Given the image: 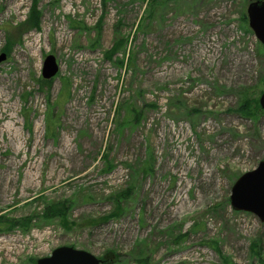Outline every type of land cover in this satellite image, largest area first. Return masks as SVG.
Returning <instances> with one entry per match:
<instances>
[{"label": "rangeland", "instance_id": "rangeland-1", "mask_svg": "<svg viewBox=\"0 0 264 264\" xmlns=\"http://www.w3.org/2000/svg\"><path fill=\"white\" fill-rule=\"evenodd\" d=\"M251 1L0 0V215L31 219L0 230V264L59 246L101 264H264V222L230 205L264 160ZM33 4L39 28L18 37Z\"/></svg>", "mask_w": 264, "mask_h": 264}, {"label": "water", "instance_id": "water-1", "mask_svg": "<svg viewBox=\"0 0 264 264\" xmlns=\"http://www.w3.org/2000/svg\"><path fill=\"white\" fill-rule=\"evenodd\" d=\"M246 12L249 27L258 41L264 43V0L251 1ZM5 57V53H1L0 62ZM58 69L54 55H46L43 60L42 78L52 79ZM258 102L264 110V90ZM230 205L235 210L253 213L264 222V160H260L254 169L244 172L235 180L231 187ZM36 264H101V259L82 249L59 246L48 256L38 258Z\"/></svg>", "mask_w": 264, "mask_h": 264}, {"label": "trees", "instance_id": "trees-1", "mask_svg": "<svg viewBox=\"0 0 264 264\" xmlns=\"http://www.w3.org/2000/svg\"><path fill=\"white\" fill-rule=\"evenodd\" d=\"M39 20H40L39 12L36 9V4H33V6L30 8L27 18L19 24L20 33L18 37H20L22 33L25 31L38 29ZM15 39L16 37H12V35H7V41L4 49L5 52L9 50L10 46L14 43ZM116 46L117 45H115L108 51V56H111L116 51L117 48ZM39 82L44 86L49 85L50 83V81L44 79H40ZM257 108L259 109L258 105ZM43 214H45L44 216L46 217L64 218L66 215L65 205L61 203H51L46 206L45 210H43ZM30 220H31L30 218L16 219V218H7V216L5 215H0V230L1 231L9 230L15 227L16 225H19L20 227H27ZM138 264H146L145 259L139 261Z\"/></svg>", "mask_w": 264, "mask_h": 264}]
</instances>
